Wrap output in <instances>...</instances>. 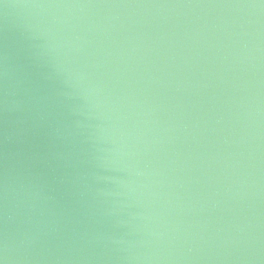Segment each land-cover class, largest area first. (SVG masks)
Wrapping results in <instances>:
<instances>
[{
	"label": "water",
	"instance_id": "1",
	"mask_svg": "<svg viewBox=\"0 0 264 264\" xmlns=\"http://www.w3.org/2000/svg\"><path fill=\"white\" fill-rule=\"evenodd\" d=\"M0 264H264V0H0Z\"/></svg>",
	"mask_w": 264,
	"mask_h": 264
}]
</instances>
